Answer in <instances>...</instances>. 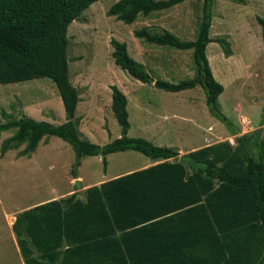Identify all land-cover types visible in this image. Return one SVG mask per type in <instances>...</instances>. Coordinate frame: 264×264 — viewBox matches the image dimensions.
Segmentation results:
<instances>
[{"label": "trees", "instance_id": "obj_1", "mask_svg": "<svg viewBox=\"0 0 264 264\" xmlns=\"http://www.w3.org/2000/svg\"><path fill=\"white\" fill-rule=\"evenodd\" d=\"M95 0H0V84L49 78L55 85L64 121L52 125L29 117L0 124L14 128L1 143L24 145L29 154L46 135L59 137L73 150L71 177L86 156L137 151L158 162L91 185L84 198L76 193L34 205L17 213L11 224L24 264H264V137L257 130L179 155L142 137L126 135V97L114 85L109 108L120 135L104 144L79 137L73 114L77 89L68 79L66 28ZM184 0H116L107 15L125 24L137 16L166 10ZM212 0H202L196 38L180 41L171 32L132 30L147 43L191 49L195 75L177 82L152 79L113 38L114 64L131 77L164 91L200 86L209 114L231 135L238 128L221 113L216 98L222 85L205 56ZM240 1V0H234ZM260 40L264 49V0Z\"/></svg>", "mask_w": 264, "mask_h": 264}, {"label": "rangeland", "instance_id": "obj_2", "mask_svg": "<svg viewBox=\"0 0 264 264\" xmlns=\"http://www.w3.org/2000/svg\"><path fill=\"white\" fill-rule=\"evenodd\" d=\"M115 1L91 2L66 28L68 79L79 98L73 114L79 137L104 144L120 135L109 108V86L114 85L126 97L127 136L148 139L156 134L158 138L152 137L155 143L148 140L158 146L173 147L179 154L211 140H226L223 137L229 132L209 114L200 86L169 92L152 85L157 78L177 82L193 77L196 70L192 50L147 43L132 34L133 29L146 27L151 32L167 30L180 41L194 40L202 0H184L166 10L137 16L129 24L106 14ZM262 5V0L211 1V41L205 46V56L212 76L222 85L216 98L218 109L238 128L231 139L234 145L235 136L249 135L255 130L259 137H264V127L256 126L264 121V49L256 22ZM111 38L126 45L127 53L152 82H141L114 64ZM64 116L49 78L0 84V124L29 117L58 125ZM14 130L0 129V146ZM206 130L217 137L209 139ZM204 135L208 137L203 141ZM23 146L0 154V264H23L11 229L23 206L35 200H48L50 195L63 193L67 188L83 200L89 184L86 182L97 183L110 170L129 167L130 161L145 157L132 150L113 153L108 155L109 171L105 173L101 156H86L75 169L82 179L78 178L80 188L76 189L69 172L74 154L68 143L46 135L29 154L19 153ZM66 193L56 196L61 198Z\"/></svg>", "mask_w": 264, "mask_h": 264}, {"label": "crops", "instance_id": "obj_3", "mask_svg": "<svg viewBox=\"0 0 264 264\" xmlns=\"http://www.w3.org/2000/svg\"><path fill=\"white\" fill-rule=\"evenodd\" d=\"M110 104V103H109ZM262 122V123H261ZM256 126H259V127H264V121L262 120V121H260V123L258 124V125H256ZM206 132L208 133V135H209V137L208 136H206V135H204L203 136V138H202V140L204 141V140H206L207 138L206 137H208L209 139L210 138H215V136L217 137V135H210V133L208 132V130H206ZM116 136H118V135H116ZM152 137H154L155 139L156 138H158V136L156 135V134H153L152 135ZM152 137H148V139H150V140H152L153 141V139H152ZM229 137H231V138H229ZM223 138H225L227 141H229L230 143H233L232 142V135L231 134H228L227 133V135L226 136H224ZM219 141H221V139L220 140H216V141H209V142H207V143H205L204 145H202V146H205V145H209V144H212V143H216V142H219ZM154 143L156 142V141H153ZM153 143V144H154ZM202 146H200V147H202ZM190 150H192V149H190ZM122 152V151H121ZM184 153V152H183ZM113 153H110V154H108V155H112ZM182 154V153H181ZM108 155H106L105 156V160H106V168H105V173H106V171L108 170ZM180 155V154H179ZM84 158V157H83ZM82 158V159H83ZM81 159V160H82ZM156 162H158L157 160H155V161H153V160H150L149 158H147V157H144V158H140V159H138V161H134V160H132V161H130V165H129V167H127L128 165H126V166H124V167H118V168H116V169H113V170H110V172L108 173V174H106V177L104 176V177H102V178H100V179H98L99 180V182H97V183H95L96 181H93V182H86V183H89L87 186H86V188L87 187H89V186H91V185H98L100 182H102V181H106V180H108V179H111V178H114V177H117V176H120V175H123V174H126V173H128V172H131V171H134V170H138V169H141V168H144V167H147V166H150V165H152V164H154V163H156ZM127 167V168H126ZM122 168V169H121ZM109 171V170H108ZM71 178H74V179H77L78 180V178L79 179H81L78 175H77V173H76V176L75 177H71ZM73 179V180H74ZM82 180V179H81ZM79 182V181H78ZM80 184V183H79ZM68 189L69 188H67L63 193H59V194H52V195H50L49 197H51L50 199H48V200H35V201H33V202H30V203H28L27 205H25V206H23V210L24 209H28V208H30V207H32V206H34V205H37V204H40V203H44V202H47V201H50V200H53V199H58V198H60L59 196H56V195H62V194H64V193H66L67 191H68ZM73 192V190H70V191H68L67 193H66V196L67 195H69V194H71ZM54 196V197H53ZM14 242H15V244H16V240H14ZM16 248L18 249V246H17V244H16ZM19 251V250H18ZM21 260L23 261V259H22V257H21ZM23 264H24V262H23Z\"/></svg>", "mask_w": 264, "mask_h": 264}, {"label": "water", "instance_id": "obj_4", "mask_svg": "<svg viewBox=\"0 0 264 264\" xmlns=\"http://www.w3.org/2000/svg\"><path fill=\"white\" fill-rule=\"evenodd\" d=\"M73 182H74V185H75L76 189L80 188V184H79L77 179H74Z\"/></svg>", "mask_w": 264, "mask_h": 264}]
</instances>
